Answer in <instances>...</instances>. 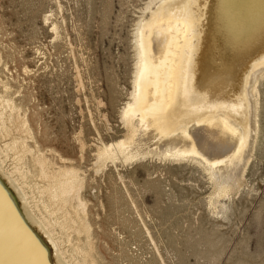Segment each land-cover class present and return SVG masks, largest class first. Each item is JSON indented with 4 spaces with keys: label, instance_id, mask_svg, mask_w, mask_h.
Segmentation results:
<instances>
[{
    "label": "rangeland",
    "instance_id": "374dc122",
    "mask_svg": "<svg viewBox=\"0 0 264 264\" xmlns=\"http://www.w3.org/2000/svg\"><path fill=\"white\" fill-rule=\"evenodd\" d=\"M149 3L0 0V112L8 100L28 129L0 133V147L14 140L29 147L32 201L42 185L32 154L56 169H76L95 264H264V75L257 82L256 143L228 196H216L195 162H98L100 149L127 135L122 112L133 90L135 34ZM20 155L8 151L4 169L13 171ZM76 236L67 249L86 242Z\"/></svg>",
    "mask_w": 264,
    "mask_h": 264
},
{
    "label": "bare ground",
    "instance_id": "6f19581e",
    "mask_svg": "<svg viewBox=\"0 0 264 264\" xmlns=\"http://www.w3.org/2000/svg\"><path fill=\"white\" fill-rule=\"evenodd\" d=\"M135 51L133 90L122 112L127 135L99 150V164L146 157L191 161L208 173L216 196H228L241 180L258 132L264 3L150 0ZM6 102L0 133L25 128ZM28 148L21 140L0 147V264H95L80 195L83 179L73 167L56 169L45 156L32 154L42 180L35 193L39 200L32 201L24 162ZM10 150L22 153L11 172L4 169ZM73 234L85 235L86 242L67 249Z\"/></svg>",
    "mask_w": 264,
    "mask_h": 264
},
{
    "label": "snow or ice",
    "instance_id": "6c2138e0",
    "mask_svg": "<svg viewBox=\"0 0 264 264\" xmlns=\"http://www.w3.org/2000/svg\"><path fill=\"white\" fill-rule=\"evenodd\" d=\"M261 3H264V0H261Z\"/></svg>",
    "mask_w": 264,
    "mask_h": 264
}]
</instances>
